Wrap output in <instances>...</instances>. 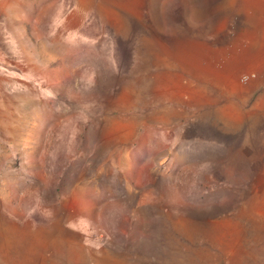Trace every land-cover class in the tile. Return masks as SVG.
Listing matches in <instances>:
<instances>
[{
  "label": "rangeland",
  "instance_id": "obj_1",
  "mask_svg": "<svg viewBox=\"0 0 264 264\" xmlns=\"http://www.w3.org/2000/svg\"><path fill=\"white\" fill-rule=\"evenodd\" d=\"M190 1L0 0V264H264V0Z\"/></svg>",
  "mask_w": 264,
  "mask_h": 264
},
{
  "label": "crops",
  "instance_id": "obj_2",
  "mask_svg": "<svg viewBox=\"0 0 264 264\" xmlns=\"http://www.w3.org/2000/svg\"><path fill=\"white\" fill-rule=\"evenodd\" d=\"M114 0H80V5H82V9H85V10H92V9H101V8H104V9H117L118 7H115L114 5H111V6H107V2H113ZM195 0H191L189 2V5L192 4V7H191V10L194 12V8H196V13H197V7H194V2ZM226 1H224L225 3ZM233 2H236V1H233ZM96 4V5H95ZM98 4H106V5H98ZM242 78V77H241ZM248 78V77H247ZM246 78V79H247ZM243 79V78H242ZM246 79H243V81H246ZM204 91V90H202ZM202 96H205L202 94ZM205 98V100H203ZM195 104H196V107L198 106H201V110L198 111V109L196 110V113H195ZM209 104V99L207 97H202V100L201 102H196L194 103L193 101L191 102V104H189V106L191 107L190 109H188L187 111V114L191 115V116H194L196 114V116H198L199 113L202 114V117L205 116L204 114H207V110L206 108V105ZM203 120V119H202ZM212 120V119H210ZM204 121V120H203ZM259 133H262L263 136H264V132H261V131H257ZM27 264H34L33 262L31 263V261L27 262Z\"/></svg>",
  "mask_w": 264,
  "mask_h": 264
},
{
  "label": "built area",
  "instance_id": "obj_3",
  "mask_svg": "<svg viewBox=\"0 0 264 264\" xmlns=\"http://www.w3.org/2000/svg\"><path fill=\"white\" fill-rule=\"evenodd\" d=\"M248 77V75H243L242 78L243 79H246Z\"/></svg>",
  "mask_w": 264,
  "mask_h": 264
}]
</instances>
